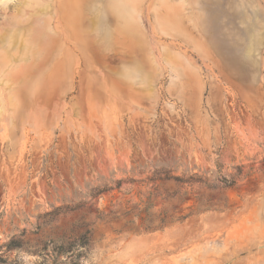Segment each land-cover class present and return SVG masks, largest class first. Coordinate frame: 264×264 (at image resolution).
<instances>
[{"label": "rangeland", "instance_id": "rangeland-1", "mask_svg": "<svg viewBox=\"0 0 264 264\" xmlns=\"http://www.w3.org/2000/svg\"><path fill=\"white\" fill-rule=\"evenodd\" d=\"M0 264H264V0L0 2Z\"/></svg>", "mask_w": 264, "mask_h": 264}, {"label": "trees", "instance_id": "trees-1", "mask_svg": "<svg viewBox=\"0 0 264 264\" xmlns=\"http://www.w3.org/2000/svg\"><path fill=\"white\" fill-rule=\"evenodd\" d=\"M236 177H241V171L240 170H237L236 172ZM171 178H169L168 176H165L163 180H170ZM175 182H178V183H182L183 181L179 178H174L173 179ZM199 179L195 176V175H191L189 178H188V183L189 182H199L198 181ZM220 183L222 184L223 188H231L235 185V180L234 179H227V178H221V181Z\"/></svg>", "mask_w": 264, "mask_h": 264}, {"label": "bare ground", "instance_id": "bare-ground-1", "mask_svg": "<svg viewBox=\"0 0 264 264\" xmlns=\"http://www.w3.org/2000/svg\"><path fill=\"white\" fill-rule=\"evenodd\" d=\"M6 1H10V0H0V2L1 3H4V2H6ZM103 13V12H102ZM56 34V33H55ZM69 46V45H68ZM85 47H86V45H85ZM99 47V46H98ZM102 48V47H101ZM99 50V49H98ZM99 53V52H98ZM61 54V53H60ZM88 54V53H87ZM80 61V60H79ZM209 222H211V221H209ZM209 222H207V223H209ZM212 223V222H211ZM211 223H209V225L211 224ZM204 225H206V224H204ZM208 225V224H207ZM209 225L207 226V227H209ZM212 225V224H211ZM203 227V226H202ZM215 227V226H214ZM210 228V227H209ZM212 228V227H211ZM216 228V227H215ZM208 230V229H207Z\"/></svg>", "mask_w": 264, "mask_h": 264}]
</instances>
